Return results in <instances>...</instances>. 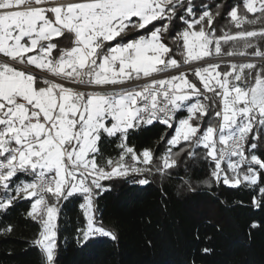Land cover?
<instances>
[{
    "label": "snow or ice",
    "instance_id": "1",
    "mask_svg": "<svg viewBox=\"0 0 264 264\" xmlns=\"http://www.w3.org/2000/svg\"><path fill=\"white\" fill-rule=\"evenodd\" d=\"M222 8L204 0H0V212L31 201L43 264L58 262L62 202L85 200L79 247L115 241L96 224L94 198L119 194L102 182L149 185L150 174L171 175L177 157L200 149L215 184L253 186L261 199L254 194L252 203L264 210V153L256 151L264 144V26L244 28L264 25V0L230 6L236 34L217 35ZM235 56L254 59L225 60ZM154 123L178 125L158 164L151 150L127 143ZM105 135L120 141L117 160L100 153ZM185 190L196 188L186 182Z\"/></svg>",
    "mask_w": 264,
    "mask_h": 264
},
{
    "label": "trees",
    "instance_id": "2",
    "mask_svg": "<svg viewBox=\"0 0 264 264\" xmlns=\"http://www.w3.org/2000/svg\"><path fill=\"white\" fill-rule=\"evenodd\" d=\"M194 2L200 4L201 0ZM204 2L224 6L220 9L225 13L223 18L217 16L213 25L217 35L222 34L221 29L230 34L239 31L226 12L241 0ZM261 26L258 22L244 28ZM69 43L64 41L65 46ZM186 116V111L177 114V118ZM176 127L154 123L130 132L127 143L138 153L151 150L158 164ZM119 144L115 137L102 138L100 153L104 160L119 158ZM256 151L264 153V144ZM177 159L180 162L170 170L171 175L150 174L146 186L129 187L119 179L102 182L114 185L119 194L104 193L94 198L96 224L113 232L115 241L99 237L89 246L79 247L77 230L87 224L81 207L84 198L77 195L62 202L57 221V264H264V210L252 203L256 189L243 184L239 188L215 184L203 149L195 157L181 155ZM125 163L133 164L127 158ZM186 182H191L196 191L185 190ZM256 198L261 199L258 194ZM30 203L20 201L7 213L0 212V264H43L42 253L32 244L41 226L27 216ZM254 222L258 226L253 228ZM8 226L12 227L10 233L4 231ZM205 248L210 251L205 253Z\"/></svg>",
    "mask_w": 264,
    "mask_h": 264
},
{
    "label": "rangeland",
    "instance_id": "3",
    "mask_svg": "<svg viewBox=\"0 0 264 264\" xmlns=\"http://www.w3.org/2000/svg\"><path fill=\"white\" fill-rule=\"evenodd\" d=\"M249 59H254V58H252V57H241V56H235V57H232V58L225 57V60L226 61H230V62H243V61H246V60H249ZM257 62H259V61L257 60Z\"/></svg>",
    "mask_w": 264,
    "mask_h": 264
},
{
    "label": "crops",
    "instance_id": "4",
    "mask_svg": "<svg viewBox=\"0 0 264 264\" xmlns=\"http://www.w3.org/2000/svg\"><path fill=\"white\" fill-rule=\"evenodd\" d=\"M85 203V200H84V202H83V204ZM94 207V206H93ZM84 210V209H83ZM84 214H85V212H84ZM86 217V216H85ZM86 221H87V217H86ZM86 226H87V224H86Z\"/></svg>",
    "mask_w": 264,
    "mask_h": 264
},
{
    "label": "built area",
    "instance_id": "5",
    "mask_svg": "<svg viewBox=\"0 0 264 264\" xmlns=\"http://www.w3.org/2000/svg\"><path fill=\"white\" fill-rule=\"evenodd\" d=\"M156 124H159V125H164V124H161V123H156ZM165 126V125H164Z\"/></svg>",
    "mask_w": 264,
    "mask_h": 264
}]
</instances>
